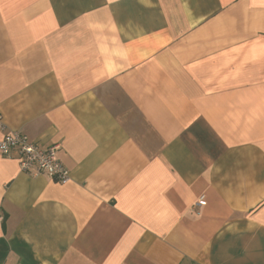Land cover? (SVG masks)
Masks as SVG:
<instances>
[{
  "label": "crops",
  "instance_id": "obj_1",
  "mask_svg": "<svg viewBox=\"0 0 264 264\" xmlns=\"http://www.w3.org/2000/svg\"><path fill=\"white\" fill-rule=\"evenodd\" d=\"M0 114V264H264V0H0Z\"/></svg>",
  "mask_w": 264,
  "mask_h": 264
},
{
  "label": "built area",
  "instance_id": "obj_2",
  "mask_svg": "<svg viewBox=\"0 0 264 264\" xmlns=\"http://www.w3.org/2000/svg\"><path fill=\"white\" fill-rule=\"evenodd\" d=\"M1 119V116H0ZM0 154L6 157L17 155L23 172L34 176L46 175L61 184L70 180L69 172L58 158V146H42L34 143L27 135L14 132L0 140ZM201 200L199 205H205Z\"/></svg>",
  "mask_w": 264,
  "mask_h": 264
},
{
  "label": "rangeland",
  "instance_id": "obj_3",
  "mask_svg": "<svg viewBox=\"0 0 264 264\" xmlns=\"http://www.w3.org/2000/svg\"><path fill=\"white\" fill-rule=\"evenodd\" d=\"M0 116H1V114H0ZM33 141V140H32ZM34 143H37V142H35V141H33ZM37 144H39V143H37ZM40 145V144H39ZM54 145H56V144H54ZM47 146H50V145H47ZM58 146V145H57ZM58 150H59V146H58ZM12 157V156H11ZM15 158H17V155H15ZM61 162V161H60ZM62 163V162H61ZM63 164V163H62ZM64 165V164H63ZM65 167V166H64ZM66 168V167H65ZM67 169V168H66ZM23 172V171H22ZM69 172V171H68ZM25 173V172H24ZM27 174H29V173H27ZM34 176V175H33ZM39 176H46V175H39Z\"/></svg>",
  "mask_w": 264,
  "mask_h": 264
}]
</instances>
